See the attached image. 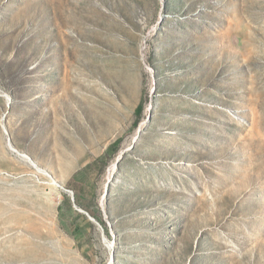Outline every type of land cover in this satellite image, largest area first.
<instances>
[{"label":"rangeland","instance_id":"obj_1","mask_svg":"<svg viewBox=\"0 0 264 264\" xmlns=\"http://www.w3.org/2000/svg\"><path fill=\"white\" fill-rule=\"evenodd\" d=\"M0 264H264V0H0Z\"/></svg>","mask_w":264,"mask_h":264},{"label":"water","instance_id":"obj_2","mask_svg":"<svg viewBox=\"0 0 264 264\" xmlns=\"http://www.w3.org/2000/svg\"><path fill=\"white\" fill-rule=\"evenodd\" d=\"M162 18H163V15H160V16L158 17V20H157V22H156V24H157L156 27H158V26L160 25V21H161ZM148 64H149V62H148ZM149 117H150V114H149ZM1 125H2V127H3V129H4V132L7 133L4 124L2 123ZM7 141H8V145L11 147L12 143H11L9 137H7ZM134 141H135V140H134ZM134 141H133V143H134ZM133 143H132V145H133ZM131 147H132V146H131ZM11 148H12L15 152H17L18 155H24V156H27L30 160H32V158H31L30 156H28L26 153H23V152L18 151L13 145H12ZM117 166H118V161L116 162L115 167L117 168ZM108 188H109V185L106 184V187H105V190H104V197H105V199H106V197H107ZM102 212H103L104 220H105V222L108 224V217H106L107 214H106V210H105V205H104V207H103V209H102ZM86 214H87L88 216H90L87 212H86ZM90 217H91V216H90ZM91 218H93V217H91ZM93 219H94V218H93ZM94 220H95V219H94ZM112 260H113V256H112V253H110V261L112 262Z\"/></svg>","mask_w":264,"mask_h":264},{"label":"bare ground","instance_id":"obj_3","mask_svg":"<svg viewBox=\"0 0 264 264\" xmlns=\"http://www.w3.org/2000/svg\"><path fill=\"white\" fill-rule=\"evenodd\" d=\"M11 147H12V145H11ZM10 147V149H12ZM13 150V149H12ZM14 151V150H13ZM17 153V152H16ZM19 156H21L22 158H24L28 163H30L34 168H36V170L38 171V172H41V173H45L42 169H40V168H38L35 164H34V162L32 161V160H30L27 156H24V155H19ZM91 218V217H90ZM92 219V218H91ZM93 220V219H92ZM94 221V220H93ZM112 263V262H111Z\"/></svg>","mask_w":264,"mask_h":264},{"label":"trees","instance_id":"obj_4","mask_svg":"<svg viewBox=\"0 0 264 264\" xmlns=\"http://www.w3.org/2000/svg\"><path fill=\"white\" fill-rule=\"evenodd\" d=\"M99 220V219H98ZM100 221V223L102 224V226L104 227V229L106 230V228H105V226H104V223L101 221V220H99Z\"/></svg>","mask_w":264,"mask_h":264}]
</instances>
